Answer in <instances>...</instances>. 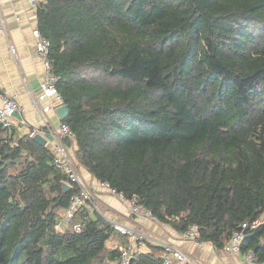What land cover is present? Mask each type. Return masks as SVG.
<instances>
[{"label":"trees","instance_id":"16d2710c","mask_svg":"<svg viewBox=\"0 0 264 264\" xmlns=\"http://www.w3.org/2000/svg\"><path fill=\"white\" fill-rule=\"evenodd\" d=\"M77 162L177 232L264 262V0H39ZM67 138L64 140L66 141ZM64 141V142H65ZM29 133L0 125V264H113L111 223ZM70 184L66 190L63 183ZM151 245L136 264H162Z\"/></svg>","mask_w":264,"mask_h":264},{"label":"crops","instance_id":"0c3cea01","mask_svg":"<svg viewBox=\"0 0 264 264\" xmlns=\"http://www.w3.org/2000/svg\"><path fill=\"white\" fill-rule=\"evenodd\" d=\"M36 27L35 7L26 0H0V91L15 96L23 108V112L15 113L12 117V127L20 134L30 133L31 130L42 125L41 115L32 102V99L40 93V82L46 71L42 57L36 52V38L32 34V30ZM10 46H13L14 51H11ZM40 103L50 105L44 116L51 126L57 128L61 119L56 112V107L62 102L52 96L40 100ZM42 135L46 137V143L54 150L51 134L45 132ZM64 143L80 178L92 194L95 209L107 220L142 228L154 238L179 246L188 253L191 262L189 264H249L242 252L225 256L221 249H216L209 241H202L200 246H196L191 241L184 240L180 232L168 224L132 216L115 195L103 189L100 181L77 162L74 139L67 138ZM63 216V212L57 216L56 228L60 231L69 226V222L64 220ZM123 237L127 239V236L123 235ZM113 244L118 245L119 248L122 247L119 240L114 241ZM151 245L159 244L148 240L144 244L143 251L147 252ZM172 262L174 263L173 258Z\"/></svg>","mask_w":264,"mask_h":264},{"label":"built area","instance_id":"2783aa9c","mask_svg":"<svg viewBox=\"0 0 264 264\" xmlns=\"http://www.w3.org/2000/svg\"><path fill=\"white\" fill-rule=\"evenodd\" d=\"M26 1L31 6L35 7L39 0ZM32 34L36 38V52L42 57L46 71L44 78L40 82V93L37 97L32 99L34 106L41 115L42 125L39 128L31 130L29 134L33 135L37 132L41 134L48 132L51 134V141L55 150L53 161L66 173L70 182L76 186V191L71 195L70 204L63 216L64 220L69 221L80 207L85 206L87 208L95 209L96 206L91 192L80 178L75 163L69 156L67 147L64 143V138L74 137L73 130L63 121L59 122L57 128H54L44 116V113L49 110L50 105H42L40 100L55 96L57 101H62L61 96L55 87L56 77L50 71V63L47 55L49 41L41 35L38 27L32 30ZM10 49L11 51H14L13 46H10ZM18 112H23V108L20 106L16 97L0 91V125L4 128H10L12 126V117ZM100 186L110 194L115 195L118 200L126 206L132 216L145 217L152 221L159 222L147 208L139 205L135 198H126L123 193L117 192L115 188L111 187L107 181H100ZM108 221L111 223L115 231L127 236V241L121 248H119V253L113 260V264H136V257L144 252V244L148 240L154 241L163 248L162 264L191 263L188 253L179 246L169 241L154 238L142 228H135L115 220ZM244 226L245 223L242 224V228ZM242 228L235 230L230 238L225 241L223 248L221 249L225 256H231L236 252H240V242L243 237ZM180 235L184 240L191 241L196 246H200L202 243V241L198 239L196 224H191L186 230L180 232ZM244 255L249 264H264V262L255 263L251 251L244 253ZM172 258L174 259V263L172 262Z\"/></svg>","mask_w":264,"mask_h":264},{"label":"water","instance_id":"95a60500","mask_svg":"<svg viewBox=\"0 0 264 264\" xmlns=\"http://www.w3.org/2000/svg\"><path fill=\"white\" fill-rule=\"evenodd\" d=\"M67 107L65 104L61 103L56 107V112L59 116L60 119H63L66 115H67ZM34 139H36L38 142H40L41 144H45L46 143V137L43 136L41 133H35L32 135ZM63 187L68 190L70 188V184L67 182L63 183Z\"/></svg>","mask_w":264,"mask_h":264},{"label":"rangeland","instance_id":"374dc122","mask_svg":"<svg viewBox=\"0 0 264 264\" xmlns=\"http://www.w3.org/2000/svg\"><path fill=\"white\" fill-rule=\"evenodd\" d=\"M158 223H160V224H167V223H163V222H160V221ZM118 237H119L118 234H117V236L115 235V236L110 237V239L107 241V245L110 246V247L111 246H114L113 242L116 241V240L118 241L119 240ZM123 245H124V243H122V246Z\"/></svg>","mask_w":264,"mask_h":264}]
</instances>
